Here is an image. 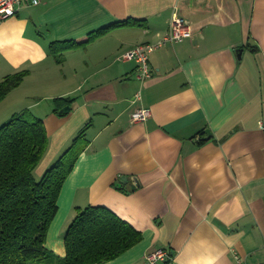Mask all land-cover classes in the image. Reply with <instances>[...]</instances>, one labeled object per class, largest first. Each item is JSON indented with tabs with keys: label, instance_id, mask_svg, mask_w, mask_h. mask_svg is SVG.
Returning a JSON list of instances; mask_svg holds the SVG:
<instances>
[{
	"label": "crops",
	"instance_id": "1",
	"mask_svg": "<svg viewBox=\"0 0 264 264\" xmlns=\"http://www.w3.org/2000/svg\"><path fill=\"white\" fill-rule=\"evenodd\" d=\"M176 10L193 37L155 51L156 74L140 81L137 64L119 57L168 32ZM24 70L0 103V126L24 111L43 120L41 176L87 127L48 234L58 263L77 209L103 206L143 234L105 264H143L160 248L175 264H238L237 255L264 264V0L22 5L0 18V82ZM140 108L152 117L134 124Z\"/></svg>",
	"mask_w": 264,
	"mask_h": 264
},
{
	"label": "trees",
	"instance_id": "2",
	"mask_svg": "<svg viewBox=\"0 0 264 264\" xmlns=\"http://www.w3.org/2000/svg\"><path fill=\"white\" fill-rule=\"evenodd\" d=\"M106 31L91 35L90 40ZM28 75L24 70L6 76L0 82V103ZM86 133L87 127L38 179L35 172L49 147L43 120L24 111L0 127V264H31L53 257L46 246L49 230L59 210L63 186L88 145ZM142 239V232L107 207L78 208L65 236L67 254L62 264H105Z\"/></svg>",
	"mask_w": 264,
	"mask_h": 264
},
{
	"label": "built area",
	"instance_id": "3",
	"mask_svg": "<svg viewBox=\"0 0 264 264\" xmlns=\"http://www.w3.org/2000/svg\"><path fill=\"white\" fill-rule=\"evenodd\" d=\"M40 3L41 0H0V18L3 20L16 16L22 5L37 6ZM192 37L191 23L181 17L176 10L171 19L168 32L160 36L155 42L141 44L126 52L119 57V60L134 61L137 64V78L144 82L156 74L150 63V57L155 51L168 45L184 42ZM136 99H142L141 92L136 95ZM151 117L152 110L150 108H140L132 115V122L134 124L144 123ZM259 125L264 129L263 121ZM236 260L238 264H245L244 260L238 255ZM143 264H175V257L169 249L160 248L148 252L144 257Z\"/></svg>",
	"mask_w": 264,
	"mask_h": 264
},
{
	"label": "water",
	"instance_id": "4",
	"mask_svg": "<svg viewBox=\"0 0 264 264\" xmlns=\"http://www.w3.org/2000/svg\"><path fill=\"white\" fill-rule=\"evenodd\" d=\"M70 112V107H66L64 108L61 112H60V115L61 116H64V115H67L68 113ZM206 134H207V137L205 138V140H210L211 137H212V132L210 130H207L206 131ZM128 181V178H122L120 183L118 184L119 187H122L124 184H126Z\"/></svg>",
	"mask_w": 264,
	"mask_h": 264
},
{
	"label": "rangeland",
	"instance_id": "5",
	"mask_svg": "<svg viewBox=\"0 0 264 264\" xmlns=\"http://www.w3.org/2000/svg\"><path fill=\"white\" fill-rule=\"evenodd\" d=\"M4 124H2L0 127H2ZM37 171V170H36ZM35 174H36V177L38 178V179H40L41 178V175L38 173V171L37 172H35ZM50 251V250H49ZM52 253H54L53 251H51ZM52 256L53 257H51L50 259H48V260H43V261H33V262H31V264H61V263H58L57 262V256L56 255H54V254H52Z\"/></svg>",
	"mask_w": 264,
	"mask_h": 264
}]
</instances>
